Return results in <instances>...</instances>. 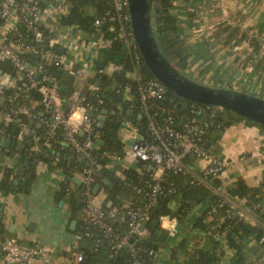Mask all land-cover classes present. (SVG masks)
Instances as JSON below:
<instances>
[{
  "label": "trees",
  "instance_id": "obj_1",
  "mask_svg": "<svg viewBox=\"0 0 264 264\" xmlns=\"http://www.w3.org/2000/svg\"><path fill=\"white\" fill-rule=\"evenodd\" d=\"M72 8L60 20L62 26H77L82 35L92 36L95 33L93 25L96 18L111 13V0H71ZM177 0H153L152 2V19L155 33L158 40L166 52L169 59L180 70L184 71L187 67L188 59L191 55L190 48L185 40L181 37L179 11L186 10V16L190 22L193 19V12L188 11L187 6L201 5V0H180L185 6L175 5ZM211 6L214 4L211 0H202ZM188 22V23H189ZM190 24V23H189ZM108 24L103 23L99 28V32L106 34ZM239 23L234 24L222 23L214 31L213 39L222 48L228 47L234 49L242 43L247 42L252 49V54L260 56L261 42L258 37H248L246 32L240 30ZM240 34V35H239ZM107 36L109 34H106ZM111 36V35H110ZM113 43L111 49L104 51V61L94 60V67L101 68L108 62H124V69H129L128 61L130 59L127 48L122 44L120 38L114 33L111 36ZM52 51L57 55L62 54L59 48L54 47ZM141 62L140 73L144 80L155 79L145 67L137 50H134ZM25 61L31 65L41 63L33 56L26 55L23 57ZM263 58V57H262ZM46 73H52L55 81L61 87H66L67 92L59 89L61 97L66 98L74 91L75 79L68 72L62 70L58 65H44ZM0 70L8 72L12 75L16 70L10 62H0ZM87 84L95 87L94 91L82 88L81 104L86 108L87 114L91 119L98 121L93 126V135L95 140L102 141V145L91 151V157L96 162L94 182L92 188L100 183L103 179L110 180L114 185L112 188L102 186L108 193L107 199L112 205L107 206L104 201L102 208L105 210L115 209L119 215L125 212L124 205H128L129 209H135L147 203L148 193L151 190L153 181L150 177V170L144 163L142 164V172L136 174L134 171H128L126 174L132 179V184L128 185L121 179L112 174L113 164L108 159V154H123V148L126 143L121 135L123 128L129 124L136 130L139 137L146 142H152L151 133L148 126V118L141 113L140 103L137 99L134 102L125 101L122 96L115 92V85L122 88L130 86L131 91L136 95L135 83L124 76V73L115 74L113 77H103L96 75L86 80ZM243 92H247L243 90ZM12 94V92H8ZM36 98V96H35ZM17 102V101H16ZM18 103V102H17ZM150 114L161 126L165 113H160L159 108L170 110L173 117V127L181 130L182 126L195 120L202 128L205 134L201 137L199 145L211 156L217 157L219 160L220 150L218 142L224 132L232 125L242 120L248 125L256 126L251 122L243 120L241 117L219 108L211 107L188 101L180 98L171 91L166 89V93L162 100L155 101L150 105ZM103 110L107 111L106 119L102 128L98 126L99 116ZM132 112L129 115V112ZM23 124L33 132L26 136L25 149L21 153L22 156L29 158L27 171L29 178L34 175V167L37 163H43L49 170L58 171L64 176L62 183L63 190H68V204L73 213L86 212L87 207L81 197L82 186L74 182L75 176L87 168L86 159L79 153L75 152L66 144L62 129L54 132L53 138L47 143L43 138L39 143L40 151L31 152L30 148L34 142V136H48L49 130L45 125L39 124L37 119L21 115ZM0 130H4L12 139L16 137L20 131V126L9 124L4 126L0 123ZM77 140L82 141L83 137L77 135ZM223 161V160H222ZM190 167L194 168V158L188 156L185 161ZM110 166V167H109ZM215 177H208V183L215 188L211 189L205 184H201L193 180L189 175L173 173L172 171H164L160 185L161 193L158 196L155 207L150 211L149 221L147 222L144 234L140 239L135 240L136 256L140 264H153V256L149 255L150 251L157 250L162 242L166 240L168 232L161 228L160 225H153L155 220L160 217L169 216L177 221L184 223L187 218L192 219V227L201 231L209 242H216L218 238H224L228 247L234 253L240 256L239 264H259V260H251L247 262L243 258V253L247 243L253 242L259 250L263 249V245L259 243V239L264 236V184L259 187L250 188L244 182H238L231 187L225 185L222 181L221 174ZM12 172L8 168L5 169L3 176L0 177V191L9 193L12 191V181L10 179ZM220 193L236 202H242V207L255 217L257 220L248 223L239 217H229L220 222V218L225 215L228 209L226 203L222 202L221 207H217V212L210 215L213 206L221 203ZM176 204V209L172 210L170 205ZM199 208L193 212L195 207ZM220 223V228H214ZM117 233L124 235L128 230V219L112 222ZM87 228V229H85ZM75 234L82 235L83 239L79 243L77 252L82 254L83 261L78 264H132L131 255L125 248L113 252L109 250L108 244L103 240L101 233L95 231L94 227L81 223ZM89 232V237H84V233ZM134 240V237L132 238ZM98 241L100 245L98 251H93V244ZM214 244L212 247L205 246L192 253L190 259L185 264H221L222 254H216ZM1 254V253H0ZM2 255V254H1ZM0 255V256H1Z\"/></svg>",
  "mask_w": 264,
  "mask_h": 264
},
{
  "label": "built area",
  "instance_id": "obj_2",
  "mask_svg": "<svg viewBox=\"0 0 264 264\" xmlns=\"http://www.w3.org/2000/svg\"><path fill=\"white\" fill-rule=\"evenodd\" d=\"M71 8V0H0V62H10L16 70L14 75L0 70V123L4 126L12 124L21 128L14 139L4 130H0V137L5 136L24 144L26 136L32 132L23 124L21 115L37 119L39 124L45 125L49 130L48 136H34L30 150L39 152L42 138L47 143L53 138L56 130L62 129L66 144L87 161V168L75 176V179L81 183V197L87 207L86 220L83 223L101 233L110 251L116 252L125 248L131 255L132 264H140L136 256L135 240L140 239L144 234L139 227L142 222L149 221L150 211L155 207L161 193L160 181L164 171L189 175L193 180L215 190L208 183L207 178L223 172L229 166V162L219 160L203 150L199 141L205 134V129L195 120L185 123L181 130H176L173 127L170 110L159 108L160 113L166 114L162 126L151 116L150 105L163 99L166 88L156 79L144 80L140 73L141 62L134 51L137 49L130 30L127 0H111V13L94 20L93 25L96 30L88 39L82 38L77 26L61 25V18ZM103 23L108 24L106 33L109 34L108 36L98 30ZM73 27L78 29L74 37L70 34V29ZM61 30L63 32L60 34ZM114 33L129 52L127 71L124 69V62H108L111 68L107 69L106 66L96 68L91 62L83 59L82 55L85 51L98 53L111 49L113 43L111 36ZM73 38L80 40L78 51L75 53L70 52V41ZM64 41L67 46L62 45ZM54 47L61 48L62 54L57 55L53 52ZM76 53L75 57H69ZM26 55L33 56L41 63L31 65L23 60ZM52 64L68 72L76 82L81 80L82 87L79 90L74 89L66 98L61 97L58 90L62 86L57 84L52 73H46L44 69V65ZM118 73H124L126 78L135 83L136 95L131 91L130 86L122 88L120 85H115V92L125 101L134 102L135 99L139 101L141 113L148 118L152 142L142 140L136 130H133L132 133L129 132L133 141L123 148V154L121 156L108 154L107 157L112 163L126 158L144 163L148 168L150 166V177L154 182L148 193L147 203L135 209H129L128 205H124L125 212L121 215L115 209H103L99 205L98 198L93 195L91 185L94 182L96 162L91 157V151L98 145V139L95 140L96 137L93 135V126L98 121L91 119L87 114L86 108L81 104L80 95L83 87L89 91L95 90L93 85L86 83L87 79L96 75L110 78ZM130 127L126 124L124 128L129 131ZM77 135L83 137L81 142L77 140ZM188 156L194 158V168L185 162ZM220 197L221 203L210 210V215H213L217 212V207L222 206V202L226 203L228 209L220 218V222L235 216L248 223L257 221L235 200L222 193ZM125 218L128 219V230L126 234L121 235L116 232L112 222L122 221ZM171 221L169 216H163L159 218V225L163 229H170L168 223ZM214 228H220V223ZM89 236V232L84 233V237ZM82 239V235H75L72 248L76 252ZM259 243L264 245V236L259 239ZM100 245L96 241L92 245L93 251H98ZM0 253L5 264H33L36 258L44 256L41 248L23 246L15 237L0 240ZM149 255L153 256L154 251H150ZM258 260L259 264H264V255ZM82 261V254L77 252L74 263L78 264Z\"/></svg>",
  "mask_w": 264,
  "mask_h": 264
},
{
  "label": "crops",
  "instance_id": "obj_3",
  "mask_svg": "<svg viewBox=\"0 0 264 264\" xmlns=\"http://www.w3.org/2000/svg\"><path fill=\"white\" fill-rule=\"evenodd\" d=\"M211 1L214 2L211 6L202 0L201 5L187 6L188 11L194 14L190 22L186 10L178 13L180 35L191 51L184 72L201 83L241 92L246 90L244 93L264 99V0ZM174 4L185 6L180 0ZM236 21L240 30L246 32L249 38H259L260 56L252 54L247 42L234 49L222 48L215 42L213 36L218 26L222 23L232 25ZM99 53L85 51L82 57L94 66L95 59L101 62L106 59L104 56L100 58ZM126 130L123 128L121 135L128 146L133 139ZM133 130L135 129L130 127L129 132L132 133ZM218 147L219 158L229 162V166L221 174L226 186L244 182L248 187L255 188L264 184L263 128L240 120L224 132ZM24 149L20 152L0 147V177L6 168L12 172V191H0V240L15 237L23 246L41 248L44 256L36 258L33 264H75L74 257L77 252L72 248L75 231L86 220V215L84 212L73 213L70 209L68 190L62 188L65 178L61 173L49 170L43 163H37L33 177L29 178L28 166L25 169L23 167L27 157L21 155ZM111 166L110 168L116 166L112 170L115 177L122 181L128 179L131 184L133 181L126 172L140 174L138 170L142 168L141 162L126 158L113 162ZM17 169L25 170L23 177L15 176ZM150 169L149 166L148 170ZM23 179L26 180L24 186ZM14 181H18V186H14ZM74 182L81 184L77 179ZM95 196L100 206L104 201H107L108 207L112 205L107 199L108 193L102 187ZM170 208L175 210L176 204L172 203ZM170 218L172 221L168 224L171 228L164 229L168 236L154 251L153 264H185L193 252L214 244L217 245L214 252L222 254L221 264H239L240 256L228 247L223 237L216 242H209L204 233L193 229L191 218H187L184 223ZM72 222H75L73 229ZM260 252L253 242H249L243 258L247 262L256 260ZM0 264H5L2 255Z\"/></svg>",
  "mask_w": 264,
  "mask_h": 264
},
{
  "label": "water",
  "instance_id": "obj_4",
  "mask_svg": "<svg viewBox=\"0 0 264 264\" xmlns=\"http://www.w3.org/2000/svg\"><path fill=\"white\" fill-rule=\"evenodd\" d=\"M127 2L129 25L137 52L147 70L157 81H159L167 90L180 98L229 111L241 117L243 120L251 122L264 129V99L241 91L213 87L191 78L188 74L174 65L158 40L154 30L151 12L153 0H127ZM77 32V27L70 29V34L73 37ZM82 38L88 39V36L84 34L82 35ZM103 56L104 51H100L99 57L102 58ZM37 77H39V75ZM61 90L64 92L68 91V89L63 86L61 87ZM128 114L131 115L132 112L130 111ZM106 115L107 111L103 110L99 117L98 126L100 128L103 126ZM126 133H129V131L126 130ZM97 144L102 145V141L98 140ZM0 147L21 152L25 148V144L1 136ZM28 161L29 158L26 157L23 163L24 169L28 166ZM24 169H17L15 171V176L23 177L25 173ZM124 182L126 184H131L128 179H125ZM25 183L26 180L23 179L22 185L24 186ZM13 184L14 186H18V181H14ZM113 185L114 184L111 181L105 178L93 187V195H96L102 186L112 188ZM14 189L18 190L17 187H14ZM198 208L199 206L195 207L193 211L195 212ZM1 216L0 209V218ZM146 224L147 222H142L139 230L144 231ZM153 225H159V220H155ZM71 226L73 229L75 222H72ZM263 255L264 245L256 260ZM236 260L237 259H235V261Z\"/></svg>",
  "mask_w": 264,
  "mask_h": 264
},
{
  "label": "rangeland",
  "instance_id": "obj_5",
  "mask_svg": "<svg viewBox=\"0 0 264 264\" xmlns=\"http://www.w3.org/2000/svg\"><path fill=\"white\" fill-rule=\"evenodd\" d=\"M63 32V30L60 31V34ZM59 35V33H57V36ZM71 43V47H70V52L71 53H75L76 51H78V48H79V43H80V40L78 38H73L71 39L70 41ZM63 46H67L68 44L64 41L62 43ZM77 55L76 54H72L71 56H69L70 58H73ZM107 67V69H110L111 68V64H106L105 65ZM82 84L83 82L81 80H78L76 83H74V89L76 90H79L81 87H82ZM140 173L142 172V168H139L138 170Z\"/></svg>",
  "mask_w": 264,
  "mask_h": 264
}]
</instances>
